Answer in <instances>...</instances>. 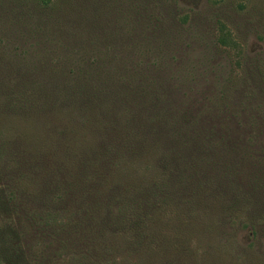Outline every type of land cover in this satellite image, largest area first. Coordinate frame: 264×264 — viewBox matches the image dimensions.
<instances>
[{
	"label": "rangeland",
	"instance_id": "1",
	"mask_svg": "<svg viewBox=\"0 0 264 264\" xmlns=\"http://www.w3.org/2000/svg\"><path fill=\"white\" fill-rule=\"evenodd\" d=\"M82 79L106 100L61 91ZM143 80L165 124L136 113ZM107 204L146 226L101 232ZM16 236L32 264H264V0H0V246Z\"/></svg>",
	"mask_w": 264,
	"mask_h": 264
},
{
	"label": "trees",
	"instance_id": "2",
	"mask_svg": "<svg viewBox=\"0 0 264 264\" xmlns=\"http://www.w3.org/2000/svg\"><path fill=\"white\" fill-rule=\"evenodd\" d=\"M157 20L154 19V22L156 24L159 21V20L158 21ZM149 22H150V24H149L150 26H147L148 25L147 23H149ZM151 25H152V23H151L150 20L139 18V43L140 44L142 43V41L144 39L142 37H146L147 36V34H146V36H144V33L147 31V29L151 28ZM141 32H143V35L140 34ZM145 87L147 89H149V84L146 85V83L143 80L139 84V98H138V100H134V101L139 102V106H138L139 109L137 110L136 113L137 114H139V112L147 113V111L149 112L150 110H153L151 115H153L154 118L158 117L159 118L158 121L162 120V121H164V124H165V121L168 118L166 116V112H164L162 114L159 111V109H163L160 106L161 105L163 106L164 102L161 101L160 97H158L157 94L156 95H152L154 90H152V92H149V91L146 90ZM100 89H101V87H99L98 85L90 83L89 81H85V80L82 79V80L77 81L76 83L75 82L74 83H66L65 86H64V89H62L61 91L64 92L65 94H70V93L75 92L77 90H82L86 94H94V95H95V93L98 94L101 91L100 94H102V95L100 97H87L83 101L84 103H88V104L94 106L97 103V101L100 100V102L102 103V102H104L106 100L105 99V95L103 94V91L100 90ZM113 105H115V104L112 103V106ZM96 106H100V104H97ZM109 106L111 107L110 103H109ZM148 107L151 108V109H149ZM167 124L168 123H166V125ZM150 131H151V140L150 141L156 142L157 138L159 137L158 132H157V128H153ZM154 132L156 133L155 135L152 134ZM144 141H146V140L142 139V140H140V142H137V143H139V150L146 149V148H149V147L153 146V145H145ZM32 155H34V154H32ZM26 158H30V157L28 155H25L22 158L17 159L20 167L23 164H25V162H26V165L29 163L26 160ZM27 166H32L31 165V161H30V163ZM7 167L11 168L12 166L6 165V168ZM20 167H16L15 169H20ZM67 186H68V188H74L75 187L73 183H70ZM165 191H162V192L165 193ZM68 193L71 194L70 192H68ZM153 195H154V192L152 193L151 190H148V191H146L144 194H142L140 196L139 200L141 201V203H143V206H145L147 208H153V206L149 204L150 202H152L154 200V198H153L154 196ZM109 200L110 199H108L107 201H109ZM118 203L119 202L117 200L114 202L115 205L118 204ZM107 205L109 206L108 212L106 214L103 213V215L99 218V220H97L98 222L96 221L94 223L95 226L98 228V230H99V227H100V231L101 232H104L106 230L107 232L115 233L117 231L116 230L117 228H115V227L118 226L119 224H121L120 221H122L124 218H126V219H124L122 221V223L123 224L126 223V225L128 227H132L135 230H138V229L140 230L141 228H144L146 226L145 222H144L145 219L144 218H140L141 216L144 215L143 212L140 211L139 214H137L136 212H134V213L132 212L131 215H130V218H128V215H127L128 210H126V211L119 210V212H117V214H116L113 205L112 204H107ZM16 206H17V207H15L16 210H19L20 213H24L23 207H20L19 205H16ZM28 221L30 222V220H28ZM28 225H30V228L33 231H35L34 226L31 225V223H29ZM75 231L76 230H73L71 228V232L70 231H64V232L67 233L69 236H73L75 234ZM99 234H100V240L102 241L104 235H102V233H99ZM139 235L142 236V239L148 238V236H143L142 233H139ZM72 239H73V237H72ZM22 243H23V241H22V239L19 236H16L15 245L14 246L10 245V247H9L8 243L3 241L1 246H0V261H2L3 264H32V262L30 263L28 259H32L30 257V255H31V252H32L33 248L31 249V247L30 248H28L27 246L25 247L26 244L24 245ZM134 244H136L139 247V250H143L144 249V243H143L142 240L136 239V240H134ZM81 245H84V243H82V241H78L77 239L76 240L73 239V243L68 242L67 244H64V248H66L68 251H71V250H75L76 251V250H78L80 248ZM28 251H30V252L28 253ZM78 253H79V251H78ZM151 257H152V255H151ZM43 261L44 260H42L41 262L39 261V262H37V264H43Z\"/></svg>",
	"mask_w": 264,
	"mask_h": 264
}]
</instances>
